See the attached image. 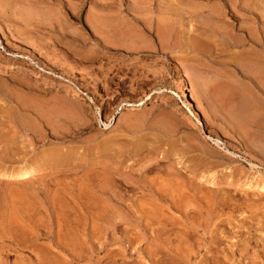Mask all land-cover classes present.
<instances>
[{"label":"rangeland","instance_id":"1","mask_svg":"<svg viewBox=\"0 0 264 264\" xmlns=\"http://www.w3.org/2000/svg\"><path fill=\"white\" fill-rule=\"evenodd\" d=\"M0 174V264H264V0H0Z\"/></svg>","mask_w":264,"mask_h":264},{"label":"bare ground","instance_id":"2","mask_svg":"<svg viewBox=\"0 0 264 264\" xmlns=\"http://www.w3.org/2000/svg\"><path fill=\"white\" fill-rule=\"evenodd\" d=\"M245 77V76H244ZM232 88V87H231ZM231 90H233V89H231ZM178 92H180L183 96H184V98H185V100H186V102L188 103V105L190 106V108H191V111H192V115H194V116H196L197 117V122H198V125H202L203 123H202V121H201V119L202 118H200L201 116H200V113H199V111L197 110V107H196V105H195V102H194V97H193V95H192V93H191V91L187 88V86H186V79H185V77L184 76H182V78H181V81H180V84H178ZM230 93H233V92H230ZM232 103V102H231ZM144 104V101H139L138 103L136 102V103H127L125 106V108H122V109H126V110H133V109H135L136 107H140V106H142ZM250 108V106H248L247 104H245L244 106H241L240 108H239V113L240 114H242L243 112H245L247 109H249ZM231 110V109H230ZM237 111V110H236ZM248 111V110H247ZM232 112V111H231ZM230 112V113H231ZM232 114V113H231ZM235 114V110H233V115L232 116H235L234 115ZM231 119V118H230ZM237 120V119H236ZM236 120H235V124H237L236 123ZM232 121H234V120H232ZM215 143L216 144H218V145H220L221 144V142H220V140H218V139H216L215 140ZM219 147H221V146H219ZM261 163V162H260ZM263 163V162H262ZM34 173V168H28V169H25V170H22L21 172H19V173H17V174H13V175H11L12 177H18V178H27V177H29L31 174H33ZM0 176H2V174H0ZM10 176V175H9ZM10 176V177H11ZM248 180V179H247ZM253 181V180H252ZM251 182V181H250ZM244 183V182H243ZM248 183V182H247ZM107 184V183H106ZM254 185V184H253ZM247 186H248V184H247ZM258 186V185H257ZM263 186H264V184H263ZM263 186H260V189H263Z\"/></svg>","mask_w":264,"mask_h":264}]
</instances>
